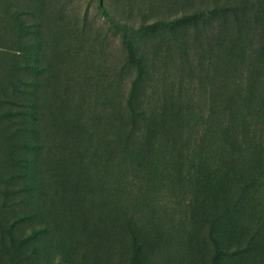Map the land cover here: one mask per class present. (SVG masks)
<instances>
[{
  "label": "rangeland",
  "instance_id": "1",
  "mask_svg": "<svg viewBox=\"0 0 264 264\" xmlns=\"http://www.w3.org/2000/svg\"><path fill=\"white\" fill-rule=\"evenodd\" d=\"M0 264H264V0H0Z\"/></svg>",
  "mask_w": 264,
  "mask_h": 264
},
{
  "label": "trees",
  "instance_id": "2",
  "mask_svg": "<svg viewBox=\"0 0 264 264\" xmlns=\"http://www.w3.org/2000/svg\"><path fill=\"white\" fill-rule=\"evenodd\" d=\"M212 239H213V242L215 243V245H217V241H216L215 237H213Z\"/></svg>",
  "mask_w": 264,
  "mask_h": 264
},
{
  "label": "bare ground",
  "instance_id": "3",
  "mask_svg": "<svg viewBox=\"0 0 264 264\" xmlns=\"http://www.w3.org/2000/svg\"><path fill=\"white\" fill-rule=\"evenodd\" d=\"M252 47V46H251ZM263 50V49H262ZM260 54V53H259ZM253 57V56H252Z\"/></svg>",
  "mask_w": 264,
  "mask_h": 264
}]
</instances>
